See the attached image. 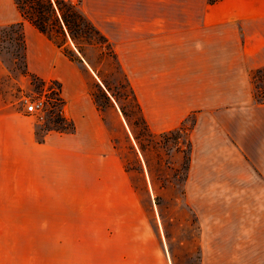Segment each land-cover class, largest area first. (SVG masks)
Segmentation results:
<instances>
[{
	"label": "crops",
	"instance_id": "crops-1",
	"mask_svg": "<svg viewBox=\"0 0 264 264\" xmlns=\"http://www.w3.org/2000/svg\"><path fill=\"white\" fill-rule=\"evenodd\" d=\"M78 7L111 46L152 133L174 130L195 115L186 188L244 182L218 181L222 169L211 158L242 150L231 127L236 119L222 122L218 110L245 109L247 122L264 123V102H254L251 77L264 70V0H80ZM20 22L26 72L59 83L73 130L38 140L32 116L2 98L8 73L0 53V221L33 225L16 235L0 231V264H172L160 216L130 195L114 132L123 118L116 103L96 104L93 89L103 84L94 67L65 55L23 19L15 0H0V28ZM245 151L264 156L263 148ZM49 158L56 195L45 197L42 168ZM18 179L24 183L14 184ZM93 188L100 195H90Z\"/></svg>",
	"mask_w": 264,
	"mask_h": 264
},
{
	"label": "rangeland",
	"instance_id": "rangeland-1",
	"mask_svg": "<svg viewBox=\"0 0 264 264\" xmlns=\"http://www.w3.org/2000/svg\"><path fill=\"white\" fill-rule=\"evenodd\" d=\"M37 1L47 17L44 34L65 55L83 57L97 72L103 84L93 89L98 107L105 109L111 103L117 104L120 112L117 114L124 123L114 125L115 143L132 185L130 195L140 197L147 211L151 209L160 216L172 264H264V156L242 155L245 149H264V123L261 126L247 122L251 115L245 109L233 110L236 113L218 110L215 116L222 122L228 123L231 119L234 123L232 119H236L231 127L237 130L236 143L242 146L237 154L218 151L211 158L222 169L218 181L242 177L244 182H232L234 187L230 188L188 190L185 182L195 115L174 130L152 133L142 120L111 46L79 9V3ZM15 2L24 17L39 21L33 10L34 0ZM0 53L8 73L2 79V98L12 103V109L23 108L25 112L33 102L41 103L36 112H26L33 118L38 140L49 131H69L72 124L64 115L59 83L26 72L23 36L16 24L0 28ZM251 77L254 102L262 103L264 70L252 72ZM14 170H20V166H14ZM42 170V195L55 196L57 173L51 158L45 161ZM13 183L24 182L18 179ZM99 191L100 188H93L90 195H100ZM197 209L204 215L200 217ZM25 227H33L32 222L0 221V231L10 229L14 235ZM29 239L31 243L32 238ZM19 241L18 237L12 238L13 244ZM0 243L4 239L0 238Z\"/></svg>",
	"mask_w": 264,
	"mask_h": 264
},
{
	"label": "trees",
	"instance_id": "trees-1",
	"mask_svg": "<svg viewBox=\"0 0 264 264\" xmlns=\"http://www.w3.org/2000/svg\"><path fill=\"white\" fill-rule=\"evenodd\" d=\"M210 2H214L217 0H209ZM35 7H34V13L36 14L37 19H39V21L36 20V18L33 17H24V13H22V16L27 19L36 29H38L40 32L45 33V26L44 23L47 20V17L45 16L44 12H43V8L42 5L40 4V2H38L37 0L35 1ZM64 22H66L65 18L63 17ZM18 27L21 28L22 26V22L17 23L16 24ZM138 105V104H137ZM143 120V118H142ZM144 121V120H143ZM69 131L73 130V126L71 125V127L68 129ZM62 131H66L65 129H62Z\"/></svg>",
	"mask_w": 264,
	"mask_h": 264
},
{
	"label": "built area",
	"instance_id": "built-area-1",
	"mask_svg": "<svg viewBox=\"0 0 264 264\" xmlns=\"http://www.w3.org/2000/svg\"><path fill=\"white\" fill-rule=\"evenodd\" d=\"M60 1L65 2V3L67 2V3H71V4H78L80 0H60ZM40 107H41V103L40 102H38V103L33 102L32 104H30V105H28L26 107V112H28V113H34Z\"/></svg>",
	"mask_w": 264,
	"mask_h": 264
}]
</instances>
